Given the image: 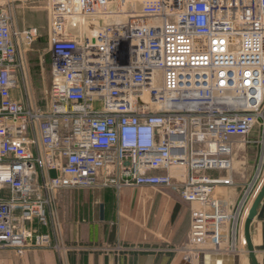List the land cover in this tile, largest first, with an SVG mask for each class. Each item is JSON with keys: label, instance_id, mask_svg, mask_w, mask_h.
Wrapping results in <instances>:
<instances>
[{"label": "built area", "instance_id": "obj_1", "mask_svg": "<svg viewBox=\"0 0 264 264\" xmlns=\"http://www.w3.org/2000/svg\"><path fill=\"white\" fill-rule=\"evenodd\" d=\"M49 21L32 108L13 92L40 30L0 6V250L49 247L28 223L49 224L58 192L167 188L192 205L186 257L230 253L259 173L236 205L218 189L238 147L264 162V0H51Z\"/></svg>", "mask_w": 264, "mask_h": 264}, {"label": "crops", "instance_id": "obj_2", "mask_svg": "<svg viewBox=\"0 0 264 264\" xmlns=\"http://www.w3.org/2000/svg\"><path fill=\"white\" fill-rule=\"evenodd\" d=\"M15 29L18 30L16 26ZM25 29L27 28L22 30ZM35 42L30 48H27L23 41L19 43V59L23 62L25 77L23 78L22 75L21 78L18 77V85L13 92V97L21 102L24 100L23 96L29 91V82L35 79L40 80L44 73L43 62L39 61L34 51ZM49 66L51 68V56ZM255 148L258 149L257 147H246L243 153H253ZM247 156L249 155L237 161L238 164H245L244 160ZM228 175L222 171L207 174L213 179L228 178ZM239 175L238 172L235 175L233 173L234 186H221L218 189L219 197L229 206L236 205L243 193L244 184L238 182ZM162 190L164 196L158 201L156 221L167 231L166 238L168 242L170 241L167 244L145 243L140 230L139 232L133 230V224L125 218H119L122 205L117 207L118 199L116 200L113 190L63 191L59 204L61 216L59 222H52L55 213L53 205L47 226L37 221L28 223V227L35 233L49 235L56 243L55 249L32 247L26 249L22 255L14 249L0 250V264H180L185 256L180 254L175 257L176 253L172 250L177 246L173 240L174 226L179 219V217L176 218L178 210L175 207V195L178 196V194L173 193L171 189ZM179 198L181 199L180 196ZM101 206H104L103 217H101ZM191 209L192 206L188 204V228L183 229L184 235H181V238L184 237V242L190 230ZM252 234L256 253L260 258V263L264 264V201L253 224ZM245 246L243 237L238 246L234 245L230 253L225 255H237L240 258V264H244V259H248Z\"/></svg>", "mask_w": 264, "mask_h": 264}, {"label": "rangeland", "instance_id": "obj_3", "mask_svg": "<svg viewBox=\"0 0 264 264\" xmlns=\"http://www.w3.org/2000/svg\"><path fill=\"white\" fill-rule=\"evenodd\" d=\"M51 0H5L0 1V6H5L9 9L13 16L14 27L18 30H22L24 28H29L31 26L37 27L40 30V38L35 42L34 45L35 54L38 55L39 61L43 62V77L41 75V79L29 82V91L27 95L23 96V102L29 104L32 108H43L47 107L49 101V87L51 84V68L49 66V57L50 53V32H51V24L49 21V7ZM30 48L29 46H26ZM32 47V46H31ZM25 50H23L24 52ZM25 53V52H24ZM24 56V54H23ZM22 56V57H23ZM21 64L22 60L19 61ZM24 75L23 72L19 74V78ZM23 77V78H24ZM246 148L238 147L236 150V156L234 157L235 161V170L234 175L238 172L239 178L238 182L244 184V189L249 188L253 181L258 176V171L260 170V165L262 162L261 157V149H253L249 154L246 152L243 153V150ZM248 152V151H247ZM245 155L247 156L244 161L245 164H241L237 161H241L244 159ZM239 159V160H238ZM247 160V161H246ZM251 166V167H250ZM226 172L230 175L228 171ZM257 173V174H256ZM208 174V173H206ZM228 175V176H229ZM234 178V177H233ZM264 180V162L262 164V170L259 172V178L257 179L254 186V194L255 197L260 187L263 184ZM262 180V181H261ZM235 182V180H234ZM260 186V187H259ZM173 193L178 194L176 191L172 190ZM62 192H58L55 196L54 200V209L53 212V223H57L60 221V199ZM63 195V194H62ZM164 196L162 189H134V190H125L119 194V196L115 193V197L118 203L117 207L122 205V210H120L118 217L125 218L132 225V229L141 231L142 240L145 243H164L167 244L168 239L166 238L167 231L165 228L161 227L157 224L156 218L158 201L161 197ZM175 207L178 210V215L176 218L179 219L175 223V236L173 243H175L176 248L172 249L175 251L176 256H187V250L185 247L189 244V234L187 240L184 242V237L181 238L183 233V229L188 228V216H187V206L188 203H185L182 199L175 195ZM62 200V199H61ZM64 203V202H62ZM189 206H192L189 204ZM56 207V208H55ZM83 223V221H82ZM153 223L155 226L153 227ZM160 224V223H159ZM158 228V229H157ZM190 233V230H189ZM182 241V242H181ZM56 243L51 238V245L49 247H38V248H47V249H55Z\"/></svg>", "mask_w": 264, "mask_h": 264}, {"label": "water", "instance_id": "obj_4", "mask_svg": "<svg viewBox=\"0 0 264 264\" xmlns=\"http://www.w3.org/2000/svg\"><path fill=\"white\" fill-rule=\"evenodd\" d=\"M50 174L52 177H56V173L54 171H52ZM263 201L264 182L257 192L243 224V236L247 250L249 252V264H261L260 258L256 253L252 231L253 224L259 215ZM103 214L104 206H101V217H103ZM180 264H240V258L237 255L200 254L195 260L186 257Z\"/></svg>", "mask_w": 264, "mask_h": 264}, {"label": "bare ground", "instance_id": "obj_5", "mask_svg": "<svg viewBox=\"0 0 264 264\" xmlns=\"http://www.w3.org/2000/svg\"><path fill=\"white\" fill-rule=\"evenodd\" d=\"M259 173V172H258ZM257 174V173H256ZM263 180V179H262ZM261 180V181H262ZM264 181V180H263ZM260 187V186H259ZM251 207V206H250ZM249 210H250V208H249ZM249 210H248V212H249ZM248 212H247V214H246V217H247V215H248ZM244 237V236H243ZM235 246H238V243L237 244H234ZM246 247V246H245ZM246 251H247V253H249L248 252V250H247V247H246ZM244 264H249V259H244Z\"/></svg>", "mask_w": 264, "mask_h": 264}]
</instances>
